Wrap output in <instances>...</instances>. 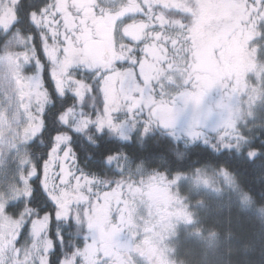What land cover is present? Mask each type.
<instances>
[{
    "label": "snow or ice",
    "instance_id": "6c2138e0",
    "mask_svg": "<svg viewBox=\"0 0 264 264\" xmlns=\"http://www.w3.org/2000/svg\"><path fill=\"white\" fill-rule=\"evenodd\" d=\"M217 23L239 33L244 63L236 71L218 69L201 54L202 30ZM21 29L26 39L5 55L19 69L11 91L26 119L21 128L0 113V138L22 135L27 144L53 131L40 158L26 165L19 210L0 198V264H55L62 229L77 228L82 243L67 264H170L163 240L175 222L192 220L175 182L153 173L98 183L77 167L73 146L91 129L122 134L121 113L142 117L144 132L153 123L171 128L175 99H157L169 84L190 87L179 98L196 108L218 84L230 98L250 93L254 101L248 76L264 74L255 43L264 40V0H0V35L19 36ZM212 54L219 57V49ZM235 116L229 108L220 137L225 148L242 139ZM25 230L26 246L17 243ZM121 233L127 242L118 240Z\"/></svg>",
    "mask_w": 264,
    "mask_h": 264
},
{
    "label": "trees",
    "instance_id": "16d2710c",
    "mask_svg": "<svg viewBox=\"0 0 264 264\" xmlns=\"http://www.w3.org/2000/svg\"><path fill=\"white\" fill-rule=\"evenodd\" d=\"M20 34L26 36L23 29ZM239 47V33L229 30L223 23H217L214 30L205 28L201 32V54L208 63L218 69H229L225 63L232 55L233 49L238 50ZM213 49H219V57L212 54ZM48 86L51 88L50 84ZM191 90L190 87L183 86L177 94L168 99H175L174 107L177 113L171 128H163L153 123L147 132H144L141 126H134V132H127L124 136H120V133H115L114 136L108 128L102 132L92 129L81 134L73 146L76 165L84 174L95 178L101 184L116 183L125 178L122 176V164L125 161H129L135 171L142 170L145 176L158 173L166 175L167 178L193 175L199 170H225L245 195L249 206L244 208L243 204L233 197L221 202L215 215H206V223L202 226L204 232L211 230L210 232L214 233L212 241L203 243L199 239L189 237L178 239L173 262L264 264V130L256 131L253 138L251 134L241 131L243 141L240 140L237 146L225 148L220 139L227 121L226 111L221 107L222 104L225 105V89L219 84L214 86L204 95L200 107L189 112L193 108L192 104L185 105L179 95ZM160 98L168 97L163 94L157 97ZM185 108L187 113H184ZM181 112L183 114H180ZM117 120L123 121L124 124L126 121L128 124L133 122L122 115L117 117ZM52 131L50 128L49 134L42 137V142L37 140L29 144L28 150L37 160L41 150L49 145ZM244 136L252 138V141ZM217 140L220 145L216 144ZM253 149H258L259 154L250 159L248 153ZM108 157L112 159L109 160ZM135 171L131 178L143 177L138 176ZM10 208L18 211L20 207ZM62 230L63 242L58 239L55 241V264H61V259L66 260L73 253L75 246L82 243L79 238L80 229H75L71 234L66 229ZM59 235L60 232H57L56 236ZM118 240L121 243L127 242V234L121 233ZM167 253L170 260V251Z\"/></svg>",
    "mask_w": 264,
    "mask_h": 264
},
{
    "label": "rangeland",
    "instance_id": "374dc122",
    "mask_svg": "<svg viewBox=\"0 0 264 264\" xmlns=\"http://www.w3.org/2000/svg\"><path fill=\"white\" fill-rule=\"evenodd\" d=\"M24 39H26V36L22 34L9 37L0 35V113L6 114L7 118L13 121L14 126L21 128L24 125L26 115L22 111L23 106L19 104L17 95L11 91L19 69L5 53L10 48L21 46V40ZM255 43L261 46V55L264 56V40H257ZM231 54L225 63L229 66L227 71H236L244 63L241 47L238 50L236 48L233 49ZM27 72L28 69L25 68L24 73ZM248 81L257 90L254 101L249 103L250 93L231 95L230 98V93L226 89V96L223 101L228 106L224 107L226 120H228L230 108L236 112L234 118L236 120L238 134L240 135L241 131H243L244 133L251 134L253 138V135L257 133L256 131L259 129L264 130V74L259 77L257 75H249ZM182 88V85L179 87L175 84L167 85L164 90V95L168 98L165 99H170L171 96L177 94ZM192 107L189 112L197 109L193 105ZM184 110V113H187L186 108ZM180 114L183 113L181 112ZM121 115L129 120L123 113L119 114V116ZM141 120L136 117L130 124L127 121L125 124L123 123L122 134L120 133V136L127 135V132H134L136 128L134 126H141ZM110 132L112 135L115 133L116 135L118 134L112 130ZM244 138L252 141L250 137L244 136ZM29 144L32 143L25 144L22 135L19 139L7 136L0 138V198L9 207H21L20 204L16 203V197L19 194L17 189L22 182H25L26 165L37 160L28 150ZM216 144L220 145V142L217 140ZM122 165L123 177H131L134 175V167L129 161L123 162ZM135 172H138V176L140 177H148L142 173V170L139 171L138 169ZM225 172V170H199L193 175H176L168 178L170 181L175 182L173 184L174 194L184 202L185 207L192 217L190 223H186L183 220L175 222L174 233L163 240V247L166 248V259L170 264H174L173 254L178 239L189 237L199 239L203 243H210L212 241L214 233H211V230L204 232L202 226L206 223L204 221L206 215H215L217 206L221 205V202L228 197H233L236 201L242 203L244 208L249 206L247 198L236 186L234 179L228 172H226L227 176H225ZM25 210L30 211V209ZM77 229L79 230V228ZM17 243H22L25 246L31 243V238L28 236L27 231L23 233L22 240ZM168 251H170V260ZM66 260H64V264H67Z\"/></svg>",
    "mask_w": 264,
    "mask_h": 264
}]
</instances>
